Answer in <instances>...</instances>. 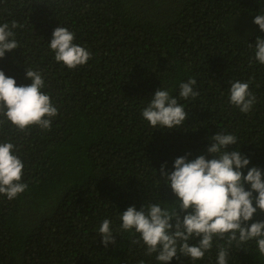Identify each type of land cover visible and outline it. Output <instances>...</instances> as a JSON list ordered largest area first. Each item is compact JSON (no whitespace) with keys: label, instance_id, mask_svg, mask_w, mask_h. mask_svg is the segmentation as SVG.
I'll use <instances>...</instances> for the list:
<instances>
[{"label":"trees","instance_id":"trees-1","mask_svg":"<svg viewBox=\"0 0 264 264\" xmlns=\"http://www.w3.org/2000/svg\"><path fill=\"white\" fill-rule=\"evenodd\" d=\"M260 14L264 0H0V24L16 22L18 42L0 70L17 86L31 83L25 70L38 71L58 110L49 129L23 131L0 114V143L15 146L27 184L11 200L0 194V264H164L146 254L135 229L120 227L129 206L179 211L161 165L170 173L178 157L213 158L209 138L222 132L237 138L227 151L264 170V65L254 58L264 32L253 23ZM57 27L91 53L85 65L55 60L49 43ZM192 78L199 95L180 97ZM235 81L256 97L247 113L230 103ZM158 89L184 107L181 126L153 128L142 117ZM104 219L115 239L106 248ZM258 220L259 210L248 224ZM226 241L214 236L202 260L178 253L168 264H216ZM228 252V264H264L255 239Z\"/></svg>","mask_w":264,"mask_h":264},{"label":"clouds","instance_id":"clouds-1","mask_svg":"<svg viewBox=\"0 0 264 264\" xmlns=\"http://www.w3.org/2000/svg\"><path fill=\"white\" fill-rule=\"evenodd\" d=\"M253 23L264 32V14L256 15ZM16 27V22H12L11 28L8 23L0 24V58L18 48L12 31ZM73 41L74 33L66 27H57L49 43L55 60L69 69L83 66L91 58L88 50ZM254 58L264 65V38H256ZM25 75L31 83L17 86L14 78L0 70V114L21 131L31 125L49 129L51 118L58 110L49 95L41 91L45 86L42 75L31 69L25 70ZM195 84L194 78L181 83L180 97L199 95L194 90ZM229 100L242 113H247L256 97L249 91L248 83L235 81L230 86ZM142 117L153 128L173 129L183 124L187 113L167 90L158 89L142 110ZM209 139L211 143L206 151L213 158L200 155L188 161L186 156L178 157L170 173L161 165L160 173L179 201V211L151 204L140 210L129 206L120 215L121 229H135L147 247L146 254L157 253L156 260L164 264L178 258V253L193 261L202 260L212 248L214 236L221 239L227 236L226 246L219 247L216 264H228V248L233 242L239 245L255 239L259 253L264 255V220L248 224L257 210L264 212V170L255 166L247 168L250 163L247 157L239 151L226 150L237 144L235 135L218 132ZM14 147L11 142L0 143V194L9 200L27 189V184L21 182L24 164L13 154ZM245 168L246 175L242 171ZM245 185L249 186L247 190ZM99 233L105 248L115 243L108 219L102 221ZM193 237L199 239L190 244Z\"/></svg>","mask_w":264,"mask_h":264}]
</instances>
